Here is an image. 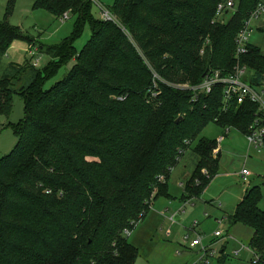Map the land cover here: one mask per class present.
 <instances>
[{
    "label": "trees",
    "instance_id": "trees-1",
    "mask_svg": "<svg viewBox=\"0 0 264 264\" xmlns=\"http://www.w3.org/2000/svg\"><path fill=\"white\" fill-rule=\"evenodd\" d=\"M227 1L116 0L109 9L116 23L94 18L88 0L35 1L77 21L60 44L38 49L51 57L45 71L12 63L0 77V115L15 95L25 102L18 143L0 159V264H135L141 255L125 231L154 200L170 197V174L188 150L197 163L185 195H202L221 168V152H214L217 140L200 134L215 122L246 136L258 106L234 100L225 110L222 86L192 101V91L170 84L195 86L211 70H234L236 39L261 0H232L233 18L220 23L217 6ZM87 23L91 38L78 53L74 43ZM15 40L35 46L19 26L0 22V66ZM245 54L241 64L259 85L264 54L250 42ZM72 59V72L45 90ZM263 200L261 187L251 186L229 216L253 231L249 247L259 260Z\"/></svg>",
    "mask_w": 264,
    "mask_h": 264
},
{
    "label": "rangeland",
    "instance_id": "rangeland-1",
    "mask_svg": "<svg viewBox=\"0 0 264 264\" xmlns=\"http://www.w3.org/2000/svg\"><path fill=\"white\" fill-rule=\"evenodd\" d=\"M35 1L0 0V22L7 19L11 25L19 26L24 34L35 43L34 48L38 50L43 47L46 50L47 46L58 45L72 34L77 16L70 13L69 19L63 22L60 16L55 13L35 7ZM99 1L107 10L113 9L116 2V0ZM92 13L94 18H100L101 12L97 5H93ZM232 16L233 11L224 17L225 21H229L233 18ZM252 29L250 43L259 47L264 54V15L253 23ZM91 33L90 24L87 23L82 34L74 43L78 53L90 40ZM31 49L32 46L27 41L15 40L2 58L0 77L10 64L31 66L34 60H38L36 67L45 71L51 61L50 55L44 52H36V55H33L30 54ZM243 57L244 55L236 59V65L242 63ZM75 63L76 60L72 59L60 67L54 76L46 80L44 89L49 90L57 82L63 80L66 75L72 72ZM248 72L250 76L252 71ZM29 76L30 74L25 73L16 79L14 88L22 86L26 77L29 78ZM24 108V99L20 95H15L11 111L0 115V159L9 154L18 143L15 126L24 120ZM225 130L215 122H211L199 136L210 140H217L222 135L225 137L221 144V168L199 198L183 194L184 188L180 186V183L183 180L186 181L188 175L191 176L195 169L197 159L193 152L188 150L173 168L169 180L170 197L160 196L143 221L136 224L129 237L130 243L139 249L141 255L135 264H195L199 253L182 252L181 250L180 253H177L179 248L177 242L180 243V237L176 235L184 232L183 227L178 224L171 226V222L162 216L167 207L176 211L179 202L183 204L184 195L195 199L194 206L190 204L179 218L185 226H189L194 220H199L200 228L197 227L203 234V242L212 246L214 253L208 264H264V258L259 260V255L255 252L253 254L248 249H242L239 255L236 254V251L241 249L242 243L249 244L252 237L251 232L248 230L249 228L241 224L232 226L228 217L223 219V216L235 214L237 204L251 186H260L264 199V152L259 153L252 150L250 153L245 135L234 128L226 134ZM245 168L251 172L247 179L242 175V170ZM202 172L206 173V171ZM188 180L184 187L189 182ZM172 201H176V203H172ZM261 206L264 208V200ZM206 212L208 217L205 216ZM218 220L224 221V228L227 231L222 237H214L215 232L220 229ZM170 227L174 235L169 239L166 236V231Z\"/></svg>",
    "mask_w": 264,
    "mask_h": 264
},
{
    "label": "built area",
    "instance_id": "built-area-1",
    "mask_svg": "<svg viewBox=\"0 0 264 264\" xmlns=\"http://www.w3.org/2000/svg\"><path fill=\"white\" fill-rule=\"evenodd\" d=\"M93 2L94 5L100 8V19L104 21H113L117 22V17L113 15L110 10H107L99 0H88ZM234 2L229 0L227 2L219 3L216 11V20L220 23L225 22V16L233 11ZM70 12H65L61 17V21H66L69 19ZM264 15V0H261L258 3L256 10H254L249 19L245 22L243 30H241L236 39V57L237 59L240 56L244 55L247 52V45L250 42V37L252 35V25L255 21L259 20ZM38 50L32 47L30 54L36 55ZM204 53V51H202ZM33 65L36 67L38 65V60L33 61ZM249 70H251L248 66L242 65L238 63L234 70L230 73L223 74L219 70H211L209 71L203 81L199 85L192 86L189 83L184 84H170L175 88L182 90H189L193 92L192 101H197L199 94H209L212 92L213 88L216 86L223 87L224 94V103L225 110L231 103L236 100L238 104L244 103L247 99L251 102L255 103L258 106V114L256 115L255 122L250 126L249 133L245 136L249 146V152L252 150L257 152L264 151V82L259 85L252 84V76H249ZM155 81L159 80L163 81L157 73L154 72ZM155 89L152 91V95H158V85L155 82ZM229 128L225 130V134L229 132ZM225 140V137L222 135L217 139V148L215 149L217 152H220V146L222 142ZM215 152V151H214ZM215 152V154H217ZM242 175L247 179L248 176L251 175V172L248 169L242 170ZM198 222L195 221L194 226H197ZM221 230L215 232V236L219 237L222 235ZM125 234L128 236L131 234V230H126ZM185 240L188 242L190 240V236L187 235ZM203 235H197L194 239H191L190 246L192 248L199 247L200 255L195 264H208L210 262V257L213 256L212 246H204L203 244ZM238 254V252H237Z\"/></svg>",
    "mask_w": 264,
    "mask_h": 264
},
{
    "label": "crops",
    "instance_id": "crops-1",
    "mask_svg": "<svg viewBox=\"0 0 264 264\" xmlns=\"http://www.w3.org/2000/svg\"><path fill=\"white\" fill-rule=\"evenodd\" d=\"M230 131V130H229ZM228 135V134H227ZM224 142V141H223ZM222 142V143H223ZM220 152H221V146H220ZM264 152V151H263ZM263 152H259V153H263ZM222 153V152H221ZM221 153H220V156H221ZM187 172H190L189 170H187ZM188 177H190L189 175H188ZM186 178V181L189 179V178ZM181 181V180H180ZM186 181L185 180H183L181 183H180V186L181 187H183L184 188V191H183V194L185 193V183H186ZM159 199V198H158ZM158 199H156V200H154L153 201V203H152V206L153 205H155V203H156V201L158 200ZM194 201H195V199H187V200H184L183 201V204L181 203V202H179V206H178V204H177V206H178V209L175 211H172V208H170V207H167L166 209H165V211H164V213L162 214V216L166 219V220H168V221H170L171 222V226H173V225H175V224H178V225H180V226H182L183 227V230H184V232L181 234V233H178V235H176V236H178V237H180V243H178L177 242V244H178V247L180 248H178V250H177V253H180V250L183 252V251H186V252H196V253H199V255H200V249H199V247H197V248H192L191 246H190V241H191V239H194L198 234L199 235H203L202 233H201V231L199 230V226H200V223H199V220H194L189 226H185L184 224H183V222L180 220V218L179 217H181V215L182 214H184L185 213V210H186V208L191 204V205H193L194 206ZM172 203H176V201H172ZM205 216L206 217H208V213L206 212V214H205ZM228 217V220H229V216H223V219H225V218H227ZM143 221V220H142ZM195 221H197L198 222V227L197 226H194V223H195ZM218 222H219V227H220V229L219 230H221V231H223L222 232V235L221 236H219V237H222L223 235H224V233H226L227 231L225 230V228H224V221L223 220H218ZM230 222V221H229ZM231 224V223H230ZM232 225V224H231ZM237 225V224H236ZM233 226V225H232ZM136 227V226H135ZM134 227V228H135ZM197 228H198V230H197ZM250 232H251V236H253V231L252 230H250V229H248ZM218 231V230H217ZM131 233H132V231H131ZM173 235H174V232L172 231V228L170 227V228H168L167 229V231H166V236L170 239L171 237H173ZM187 235H189L190 236V240L187 242L186 240H185V237L187 236ZM131 236V234L128 236V237H130ZM214 237H216L215 235H214ZM252 238V237H251ZM204 244V243H203ZM134 245V244H133ZM135 246V245H134ZM204 246H209V245H206V244H204ZM242 249H248L249 251H251L253 254H254V252L252 251V250H250V247H249V244L248 245H246V243H242V246H241V249L240 250H237L236 251V254H237V252H238V254L237 255H239L241 252H242ZM199 257V256H198ZM213 257V256H212ZM200 258V257H199ZM197 260H198V258H197ZM197 260L195 261V263L197 262Z\"/></svg>",
    "mask_w": 264,
    "mask_h": 264
},
{
    "label": "water",
    "instance_id": "water-1",
    "mask_svg": "<svg viewBox=\"0 0 264 264\" xmlns=\"http://www.w3.org/2000/svg\"><path fill=\"white\" fill-rule=\"evenodd\" d=\"M178 121H179V119H178Z\"/></svg>",
    "mask_w": 264,
    "mask_h": 264
}]
</instances>
